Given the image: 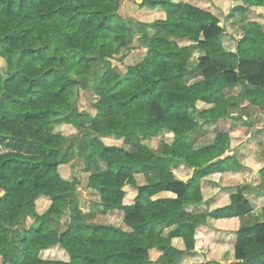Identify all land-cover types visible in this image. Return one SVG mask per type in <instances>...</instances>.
Listing matches in <instances>:
<instances>
[{"label": "trees", "instance_id": "obj_1", "mask_svg": "<svg viewBox=\"0 0 264 264\" xmlns=\"http://www.w3.org/2000/svg\"><path fill=\"white\" fill-rule=\"evenodd\" d=\"M209 1V0H208ZM122 0H0V255L6 264H245L264 262V207L253 210L245 185L223 188L229 203L205 212L186 208L204 203L201 181L210 175L244 169L238 161L235 134L218 132L213 143L194 148L191 135L203 124L228 118L225 91L238 86L251 106L264 107V30L244 19L264 0H210L228 20L253 25L235 51L223 47L225 28L217 15L189 1L141 0L140 7L160 8L163 18L136 21L135 31L120 15ZM234 4L233 6H231ZM233 7V8H232ZM137 36L143 56L120 74L110 60H122ZM106 63L89 85L88 74ZM199 75L186 84L184 78ZM95 111L83 124L87 146L105 163L90 173L87 186L97 204L122 213L127 228L104 224L89 213L61 227L70 207L66 177L69 150L59 127L76 126L83 117L72 87L88 89ZM197 105H201L200 108ZM143 126L165 131L172 140L161 154L143 145ZM122 139L120 144L109 141ZM171 162L192 169L191 177H174ZM70 169V168H69ZM145 171L156 174L140 182ZM71 172V169H70ZM264 174V166L261 171ZM161 193L173 196L157 197ZM39 196L50 199L42 214ZM77 210L76 204L71 207ZM254 214L251 224L241 218ZM33 223L24 225L26 217ZM208 219L236 222L235 241L223 261L206 259L195 248V232ZM16 236L12 239V232ZM18 252L10 256L8 248ZM61 247L68 260L40 253ZM254 249L259 250L254 253ZM157 252L156 259L151 253Z\"/></svg>", "mask_w": 264, "mask_h": 264}, {"label": "rangeland", "instance_id": "obj_2", "mask_svg": "<svg viewBox=\"0 0 264 264\" xmlns=\"http://www.w3.org/2000/svg\"><path fill=\"white\" fill-rule=\"evenodd\" d=\"M141 0H122L119 13L125 19L128 26L132 31H135L134 26L136 21H143L148 18H163L164 14L160 8L149 9L146 7H140L139 3ZM189 1L196 6H199L204 9L210 10L212 13L217 15L221 20V23L224 26L225 34L221 37L222 45L227 50L235 51L238 40L247 35L255 36L256 28L253 25H246L241 28V22L237 20H228L225 18V14L219 9L213 7L210 3V0H182ZM232 4L231 6H233ZM233 8V7H232ZM244 19L253 20L258 24L262 25L264 30V8H256L255 12L250 13ZM144 54L143 49H140L137 36L134 38L133 45L125 53V56L122 60L118 58L111 59V66L117 70L120 74L126 72L127 64L137 62ZM106 67V63H98L92 67L91 71L88 74L89 85H92L93 79L103 72ZM200 79V76L189 75L184 78L186 84H191L194 81ZM91 86H88V89L80 87H72L69 92L76 97L77 105L80 111L83 112V117L77 122L76 126L71 125H61L59 127L60 131L66 137L60 142L62 151L69 150L67 158V171L66 177L75 176V180L70 184L71 193L69 195L70 207L64 209V213L57 218V222L63 228L67 223L72 222L80 217L81 213H89L93 219L101 223H106L114 225L116 227H122L127 229L121 219L122 213H110L104 211L97 202L98 194L95 189L90 186H87V176L85 166L89 164L90 173L101 172L105 169V163L98 154V151L92 150L87 146V140L90 137L84 136L83 124L88 117L93 116L95 111L89 104V95ZM226 98L235 102L237 105L229 107L228 111L230 116L228 118H222L214 122H207L202 127L191 135V139L194 142V148H200L205 145L213 143L215 136L218 132H227L229 134H235V144L242 145L240 148H236V151L241 150H251L254 149L249 156L239 158V162L248 161V166L245 165L244 169L234 171L231 174H228L224 180L225 183H239L240 185H245V193L251 198L252 208L260 206V203L257 199L261 200V204H264V174L258 170L264 166V107H255L251 106L246 102V99L241 96L240 88L238 86L233 87L225 91ZM198 108L201 105H197ZM236 132V133H234ZM139 138L143 145L151 148L157 154H161L162 144L164 142H169L172 140V136L165 131L153 129V127L143 126L139 129ZM253 137H256L260 140V144L252 146L249 144V140ZM8 140L0 139V149L5 147ZM110 144H120L122 139H116L109 141ZM170 166L173 170L174 177L179 180H185L191 177L192 170L183 163H174L171 162ZM71 172H70V169ZM215 175V174H213ZM146 180H152L156 177V174L151 171H145L143 175H139L140 182H144V177ZM212 175L208 176L211 177ZM206 178L203 180L204 187L206 190L204 192L207 196L211 195L216 183L214 177ZM214 180V181H213ZM221 186V185H220ZM163 196V195H162ZM261 196V198H259ZM263 196V197H262ZM51 202L50 199L45 196H39L35 200V210L38 214H42L46 211ZM78 207L77 210H72L71 207ZM204 207L195 206L194 208H186V210L191 214H196L202 210ZM244 224H251L255 222V218L250 214L242 217ZM34 218L32 216L26 217V220L22 222L24 225L33 223ZM16 236V230L12 232V239ZM197 236H200L196 234ZM259 250L254 249V253H257ZM10 256L15 255L18 250L16 246L10 245L8 248ZM42 258L46 259H56V260H68L66 252L59 246H53L48 249L43 250L40 253ZM0 264H6L2 261L0 255ZM245 264H264L261 260H256L251 263Z\"/></svg>", "mask_w": 264, "mask_h": 264}, {"label": "crops", "instance_id": "obj_3", "mask_svg": "<svg viewBox=\"0 0 264 264\" xmlns=\"http://www.w3.org/2000/svg\"><path fill=\"white\" fill-rule=\"evenodd\" d=\"M234 133H236V132H234ZM260 142L261 141L258 140L256 137H253L249 140V144H251L252 146L260 144ZM241 146L239 145L237 148H240ZM249 149H251V150H247V151L241 150V151L237 152L238 161H239V158L244 157L245 153H247L246 154V157H247L254 150L252 148H249ZM242 165H244V166L246 165L247 167H249L248 161L242 162ZM261 169L262 168H260L258 170V172L261 171ZM231 173L232 172L217 173V174L211 176L212 179L214 177L216 183L213 184L214 185V187L212 188L213 191H212L211 195H209V196H207L206 193L204 192V190H206L204 187V183H203L204 179L201 181V189H202V196L204 199V203L198 205V207L201 206V207H204L205 209L200 211V212H205L206 210H210L211 207H216V206L221 207V206L227 205L229 203L228 195L225 193H222V189L223 188H231V187H234L236 185H240L239 183H237V184L225 183L224 184V180L226 179L225 177ZM211 177H208V178H211ZM188 179H185L183 181H186ZM169 196H173V195H171L169 193H161L157 197H169ZM259 198H261V196H259ZM248 199L251 203V198L249 196H248ZM257 200L260 203V206L253 208V210H258L261 207H264V204H261V200L260 199H257ZM194 207L195 206H189L188 208L192 209ZM250 215L253 216L254 214H250ZM253 217L255 219L257 218L255 216H253ZM232 221L233 220L217 221V220H213V219H208L206 224L199 225L196 228L195 248L199 251L205 250L207 252L206 253L207 254L206 259H208V260L209 259H216V260L223 261L224 256L226 255V252L228 251V248L235 241V233H234L233 229L235 228L234 226H235L236 222L235 221L232 222ZM241 222H242V224H244L242 218H241ZM196 234H198L200 236H197V238H196ZM158 255H159V253L152 251L151 259L152 260L156 259ZM183 264H195V263L190 261V260H186ZM228 264H230V263H228Z\"/></svg>", "mask_w": 264, "mask_h": 264}]
</instances>
